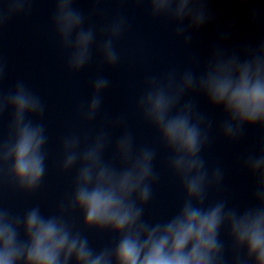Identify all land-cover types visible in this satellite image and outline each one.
<instances>
[{"label":"clouds","instance_id":"obj_1","mask_svg":"<svg viewBox=\"0 0 264 264\" xmlns=\"http://www.w3.org/2000/svg\"><path fill=\"white\" fill-rule=\"evenodd\" d=\"M76 0H55L52 26L62 48L68 52L67 67L79 72L92 60L97 40L95 26L85 27V16L74 7ZM99 3L100 0H95ZM143 2V0H138ZM0 6V28L18 15L31 13L32 0H5ZM153 18L164 17L175 24V35L186 47L190 29H199L210 17L204 0H147ZM254 18V17H253ZM188 21L187 28L184 22ZM126 18L118 16L105 26L98 48L101 63L119 62L115 42L125 32ZM224 33L197 72L169 71L146 80L137 109L152 126L170 153L169 167L183 187L185 198L179 211L165 222L145 219V205L152 198L156 150L136 147L123 116L106 123L89 141L77 133L62 142V171L76 169L73 192L56 214H45L40 206L15 215L0 205V264H227L223 230L231 240V264H264V150L250 155L244 166L256 178L255 206L243 210L225 200L207 204L211 189H219L223 170L211 173L201 152L209 143L213 122L185 99L202 95L224 118L220 130L229 141H239L246 126L264 129V40L232 50L221 47ZM198 62V61H197ZM6 65L0 59V82ZM105 76L92 83V96L82 117L91 123L109 87ZM11 111L9 139L0 140V166L11 163L9 175L19 191L31 193L45 175L48 137L41 122L45 105L23 81L7 94L0 91V115ZM122 129L113 138L112 131ZM111 150L110 158L106 153ZM79 211L83 227L109 231L114 246L97 251L88 237L74 230L67 216Z\"/></svg>","mask_w":264,"mask_h":264},{"label":"water","instance_id":"obj_2","mask_svg":"<svg viewBox=\"0 0 264 264\" xmlns=\"http://www.w3.org/2000/svg\"><path fill=\"white\" fill-rule=\"evenodd\" d=\"M0 6L7 7L5 0H0ZM55 7V0H32L30 14L14 16L0 28V59L6 65L0 91L7 94L20 80L37 94L45 105L41 122L48 137L44 148L45 175L34 192L16 188L9 175L10 162L0 166V205L15 215H23L37 205L45 214H56L60 204L70 200L76 175L75 168L61 170L63 139L77 133L82 140L90 141L106 123V118L123 116L124 126L132 133L136 147L156 150L154 171L158 180L153 184L151 200L145 205V219L153 223L169 220L179 211L185 193L180 179L169 167L170 153L156 130L143 120L137 100L151 76L161 77L173 70L179 74L190 67L199 72L224 33L228 38L221 42V47L229 51L264 40V0H204L210 19L199 29L189 30L188 47L176 37L174 23L151 16L147 0H100L99 3L76 0L74 7L85 16V27L92 25L97 31L92 60L79 72L68 70V52L62 48L51 22ZM118 16L126 18L127 26L115 42L119 62L108 67L101 63L98 52L101 30ZM184 26L187 28V20ZM98 75L107 77L110 84L101 94L102 104L96 118L87 123L82 112L87 108L92 83ZM188 98L213 122L209 143L201 152L206 167L211 173L219 166L224 173L219 189L209 191L206 205L225 200L230 207L240 210L255 206L256 178L244 166V161L264 150V129L246 126L242 139L229 141L220 130L222 110L212 108L202 95L185 97ZM11 119V111L0 115V140L10 138ZM121 131L114 129L113 138ZM110 156L111 150L106 153V159ZM67 219L74 230L88 237L97 251L114 246L116 236L109 231L85 229L79 211H73ZM221 239L225 243L227 264H231V240L226 229Z\"/></svg>","mask_w":264,"mask_h":264}]
</instances>
